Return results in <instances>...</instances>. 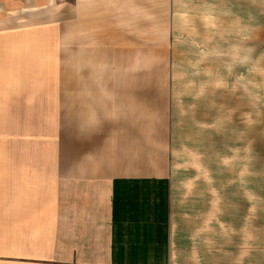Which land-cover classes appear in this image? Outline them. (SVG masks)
Returning <instances> with one entry per match:
<instances>
[{
	"label": "rangeland",
	"instance_id": "rangeland-1",
	"mask_svg": "<svg viewBox=\"0 0 264 264\" xmlns=\"http://www.w3.org/2000/svg\"><path fill=\"white\" fill-rule=\"evenodd\" d=\"M137 2L96 21L91 47L84 28L80 39L72 20L39 11L4 25L0 99L33 93L32 112L18 105L34 124L18 152L72 145L75 112L82 138L108 136L116 169L167 173L200 245L194 264H264V0Z\"/></svg>",
	"mask_w": 264,
	"mask_h": 264
},
{
	"label": "crops",
	"instance_id": "crops-1",
	"mask_svg": "<svg viewBox=\"0 0 264 264\" xmlns=\"http://www.w3.org/2000/svg\"><path fill=\"white\" fill-rule=\"evenodd\" d=\"M137 1L0 0V32L18 15L39 11L58 16L56 21L72 20L80 39L84 28L91 47L94 23L123 15L131 5L136 10ZM48 91L37 95H54ZM29 92L27 86L0 99V145L9 146L0 151V264H194L200 245H194L192 223L179 219L167 173L116 169L108 136L82 138V117L75 112H64L66 121L74 122L72 145L60 142L56 152H18L19 128L34 126L27 114L19 115L18 105L22 112L33 110ZM72 92L80 103L81 86ZM60 96L59 112L66 110V95Z\"/></svg>",
	"mask_w": 264,
	"mask_h": 264
}]
</instances>
